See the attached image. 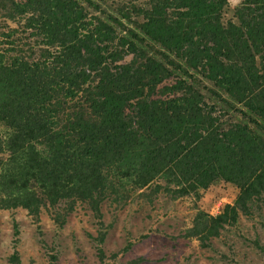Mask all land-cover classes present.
Instances as JSON below:
<instances>
[{
	"label": "trees",
	"instance_id": "obj_1",
	"mask_svg": "<svg viewBox=\"0 0 264 264\" xmlns=\"http://www.w3.org/2000/svg\"><path fill=\"white\" fill-rule=\"evenodd\" d=\"M228 6L0 0V211L26 212L49 264L58 251L40 211L60 228L77 204L93 213L106 264L105 199L192 198L179 237L201 247L241 216L264 229V0ZM218 184L233 200L215 214L197 207ZM11 224L7 260L20 264Z\"/></svg>",
	"mask_w": 264,
	"mask_h": 264
},
{
	"label": "rangeland",
	"instance_id": "obj_2",
	"mask_svg": "<svg viewBox=\"0 0 264 264\" xmlns=\"http://www.w3.org/2000/svg\"><path fill=\"white\" fill-rule=\"evenodd\" d=\"M238 1L228 0V14ZM234 195L230 185L218 184L204 191L196 205L215 214L224 203L231 202ZM153 202L138 200L133 195L121 205L109 199L101 203V222L107 228L101 245L106 264H126L135 259H138L135 264H264L261 249H264V229L260 219L241 216L237 230L227 227L220 237L212 239L211 247H201L198 240L179 237V231L195 211L192 198L172 202L161 197ZM261 206L264 221V204ZM92 214L88 207L77 204L65 216L63 225L56 228L50 214L40 211L42 239L49 246L55 245L57 264H100L92 239L97 235L98 224ZM11 219L19 229L16 248L20 264H49L34 225L22 209L13 213L0 211V264H9L7 257L13 249ZM127 243L130 246L124 252L122 248ZM114 253L115 258L111 256Z\"/></svg>",
	"mask_w": 264,
	"mask_h": 264
}]
</instances>
